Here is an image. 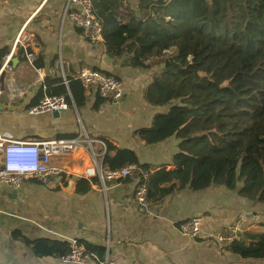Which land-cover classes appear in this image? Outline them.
<instances>
[{"label": "crops", "instance_id": "1", "mask_svg": "<svg viewBox=\"0 0 264 264\" xmlns=\"http://www.w3.org/2000/svg\"><path fill=\"white\" fill-rule=\"evenodd\" d=\"M137 1L121 0V4L125 11L138 14ZM22 26L30 33L32 63L21 50H13L7 66L2 59L0 134L22 141L66 138L78 142L72 152L51 158V164L62 167L60 176L24 180L17 188L0 184V264H65L59 253L37 254L33 245L36 241L67 244L74 238L91 253L88 264H263V260L231 252L229 244L189 238L177 223L199 216L205 234L221 233L236 224L240 238L246 231L264 230V204H252L235 190L213 184L197 191L186 186L141 206L134 200L135 172L103 182L97 175V168L107 166L102 162L107 142L134 152L149 171L161 166L172 169L173 156L184 152L188 136L203 132L202 118L211 104L206 101L202 109L207 99L199 90L205 87L203 81H208L207 88L211 81L201 77L187 90L175 84L172 99L154 105L146 102L144 93L155 89L156 65L147 60L146 67H131L125 56L109 57L110 73L121 82L120 100H103L95 88L88 87L83 105L71 102L58 113L32 115L27 109L43 94L36 68L43 82L56 79L67 86L81 68H97L100 58L108 56L100 42H87L80 28L68 20L65 0H0V49L12 51ZM172 103L187 107L182 128L155 143L142 141L138 132L151 127L153 117ZM89 167L93 173L86 172ZM78 179L88 183L87 191H76ZM98 249L102 256L97 255Z\"/></svg>", "mask_w": 264, "mask_h": 264}, {"label": "trees", "instance_id": "2", "mask_svg": "<svg viewBox=\"0 0 264 264\" xmlns=\"http://www.w3.org/2000/svg\"><path fill=\"white\" fill-rule=\"evenodd\" d=\"M90 2L108 57L125 56L131 67H146L147 60L156 65L155 89L144 93L146 102L169 101L175 84L187 90L198 77L213 83V88L201 91L211 102L202 118L203 132L184 142V152L173 156L172 169L161 166L149 171L134 152L109 142L103 164L140 166L137 181L146 187L147 203L186 186L197 191L217 184L252 204H264V0H138V14L125 11L121 0ZM120 18L123 23L117 22ZM5 53L0 49V65ZM44 84L46 94L62 95L68 104H84L80 80L71 78L67 86L56 79ZM186 108L172 103L153 117L151 127L138 132L139 138L155 143L176 134ZM178 137L184 139L185 134ZM75 189L85 192L89 185L78 179ZM229 248L264 264V230L244 232ZM33 249L37 254L62 256L67 244L36 241Z\"/></svg>", "mask_w": 264, "mask_h": 264}, {"label": "built area", "instance_id": "3", "mask_svg": "<svg viewBox=\"0 0 264 264\" xmlns=\"http://www.w3.org/2000/svg\"><path fill=\"white\" fill-rule=\"evenodd\" d=\"M65 11L68 20L80 28L87 42L101 43V24L95 16L90 0H65ZM29 43L30 33L25 26H22L14 38L12 51H6L2 57L4 66L8 65L13 50H21L27 61L32 63V53L28 51ZM35 75L36 79L41 82L43 94L37 103L27 109V113L35 115L68 108L64 96L46 94V86L39 68L35 69ZM76 79L80 80L84 88H95L97 96L103 100L117 101L122 98L120 79L112 73L83 67ZM1 93L2 83L0 81V95ZM85 141L88 142V140ZM77 142L78 140L66 138L22 141L0 134V184L17 188L24 180H46L60 176L63 169L51 164V158L72 152ZM139 171L140 169L135 165H126L118 168H97V175L103 182L105 179L124 178L134 172L137 174ZM86 172L93 173V170L89 167ZM146 173L142 172L144 176ZM134 200L141 206L147 205L144 183L136 182ZM200 222L199 216L189 217L178 222L177 228L183 235L195 240H213L229 244L238 238L236 224H231L221 233L205 234L201 231ZM90 257L91 253L85 249L83 242L74 238L67 243V250L60 259L65 264H88Z\"/></svg>", "mask_w": 264, "mask_h": 264}, {"label": "water", "instance_id": "4", "mask_svg": "<svg viewBox=\"0 0 264 264\" xmlns=\"http://www.w3.org/2000/svg\"><path fill=\"white\" fill-rule=\"evenodd\" d=\"M108 61H109V57H101L99 62H98L97 69L102 71V72L110 73L111 70H112V67L108 64ZM55 112L58 113V112H60V110L59 111H55ZM179 128H182V125ZM195 135L194 134H190L188 136V138L191 139V138L195 137Z\"/></svg>", "mask_w": 264, "mask_h": 264}, {"label": "rangeland", "instance_id": "5", "mask_svg": "<svg viewBox=\"0 0 264 264\" xmlns=\"http://www.w3.org/2000/svg\"><path fill=\"white\" fill-rule=\"evenodd\" d=\"M199 78H201V77H198V78L196 79V81H198ZM205 78H206V77H205ZM207 79H208V78H207ZM208 80H209V79H208ZM209 81H210V80H209ZM202 84H203L202 86H205V87H204L203 89L199 90L200 94H202L201 91H203V90L213 88V85H212V84H211V87H210V86H209V88L206 87L207 84H208V81H205V82L203 81ZM202 96H203L205 99H207V98L205 97V95L202 94ZM206 101L209 102V103L211 104V102H210L209 99L205 100L204 103L202 104V107H203L202 109H204V107H207ZM182 125H183V124H182Z\"/></svg>", "mask_w": 264, "mask_h": 264}]
</instances>
